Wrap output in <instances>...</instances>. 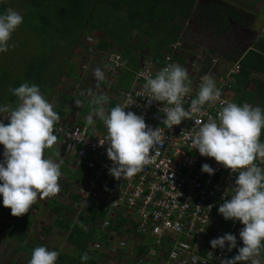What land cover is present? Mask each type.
<instances>
[{
  "label": "clouds",
  "instance_id": "1",
  "mask_svg": "<svg viewBox=\"0 0 264 264\" xmlns=\"http://www.w3.org/2000/svg\"><path fill=\"white\" fill-rule=\"evenodd\" d=\"M23 20V15L11 8L0 13V53L14 46L9 41ZM94 76L97 86L105 80V73L99 67L94 70ZM191 83L187 70L178 64L167 65L154 77L146 76L144 89L148 104L158 101L168 105L163 112L164 123L170 128L180 125L192 114L201 113L206 104L215 103L221 97L216 80L205 74L196 98L186 109L183 98L192 91ZM10 91L18 98V103L10 111L0 106V115L8 111L5 117L9 119L8 124L0 120V145L4 146L0 161V196L3 206L11 209V215L19 217L27 213L38 198L55 196L60 191V163L44 156V150L57 141L54 125L60 121V115L36 84L23 83ZM87 94L92 95L91 90ZM108 99L107 95L93 96L90 100L93 107L86 122L93 125L94 118L99 119L107 128L106 152L113 162L109 174L116 179L131 177L149 162L150 151L156 152L161 145V131L159 127L148 126L142 115L126 112L119 105L106 113L104 105ZM81 103L75 101L77 107ZM262 131L264 109L248 103L227 102L218 113V119L202 123L195 135L189 133L193 149L201 156L214 158L233 173L238 172L231 198L219 206L218 212L225 220L244 225L239 232L243 246L234 257L222 259L221 264H261L257 257L264 248V168L255 161L259 159L264 163ZM201 170L209 175L215 173L208 163H204ZM210 245L222 250L227 245L231 252L237 248V236L225 233L212 239ZM58 257L57 251L39 246L32 251L29 264H56ZM88 259L87 253L83 254L82 264Z\"/></svg>",
  "mask_w": 264,
  "mask_h": 264
},
{
  "label": "built area",
  "instance_id": "2",
  "mask_svg": "<svg viewBox=\"0 0 264 264\" xmlns=\"http://www.w3.org/2000/svg\"><path fill=\"white\" fill-rule=\"evenodd\" d=\"M178 46L179 43L170 46L171 50L164 54L161 65L155 64L152 57L138 65L130 88L120 91L118 96L117 105L124 107L126 112L142 115L148 126L159 127L161 131V145L156 152L150 151L149 162L141 171L120 179L109 174L113 162L107 157L109 145L106 142L107 128L103 122L101 125L93 123L89 127L77 123L54 126V134L58 138L53 147L72 165L88 171L84 180L76 182L69 192V198L76 195L81 201L91 200L106 210V218L100 225L97 224L100 230H109L120 215L126 219V224L121 228L122 233L141 242L144 237L150 238L151 245L144 247L149 264L158 261L161 264H221L227 245L223 250L213 249L210 241L225 233L233 234L237 227L242 226L239 221L231 220H226L230 224L228 231L219 226L225 219L219 214L218 208L231 198V188L235 186L238 172L233 173L214 158L201 156L198 150L193 149L189 133L195 135L202 123L218 119V113L227 102L239 105L245 103L236 100L233 89L241 70L240 62L218 66L217 57H209L200 51L189 63L185 53L177 50ZM178 56L186 57L184 63L177 59ZM115 58L108 64L112 71L126 64L120 55ZM169 64L184 67L192 82V91L183 98L186 109L191 100L196 98L205 74L216 80L222 93L215 103L206 104L201 113L192 114L189 119L171 128L164 123L163 109L168 105L158 101H152L149 105L144 89L146 76L151 74L154 77ZM4 107L10 111L8 106ZM7 115L8 111L0 115V120L5 124L9 123L5 117ZM255 162L264 168V163L259 159ZM204 163L215 169L213 175L202 172ZM124 239L114 242L110 237V242L114 247L123 248ZM208 246L210 249L202 255L201 250ZM92 249L107 252L99 242L92 244Z\"/></svg>",
  "mask_w": 264,
  "mask_h": 264
},
{
  "label": "trees",
  "instance_id": "3",
  "mask_svg": "<svg viewBox=\"0 0 264 264\" xmlns=\"http://www.w3.org/2000/svg\"><path fill=\"white\" fill-rule=\"evenodd\" d=\"M116 1H118L119 4H116ZM195 1L196 0H35L33 7L29 9L28 12L31 16L38 17V22L37 25L26 27L31 30L33 29L32 31H34L35 35L37 34L36 36H39V39L42 41L43 50L39 53V57H34V60H40L42 62L43 60H49V56H51L52 59L55 55L58 57L62 52H64L63 50L61 51V43L66 45V48L69 51L67 54L73 55L74 49L72 48L75 46L76 38L78 39L79 33H81L84 28L91 27L92 30L102 31V35L95 46L96 51L98 53L107 52L111 46V43L108 40H112L111 42L116 43V45L120 48V55H122L126 60V64H124L123 68L119 70V73L115 75L116 83L112 86V89L118 91L119 93L109 95L108 105L106 107L109 112L112 108L116 107L119 101L118 96H120V91L130 88L134 73L138 69L137 66L139 63L136 56H129V54L130 52L132 53V49L137 47L142 48L144 45L141 44V42H138L137 44H133L131 42V31L135 29L141 34L143 33L144 35H148V30L153 28L159 32L160 37L159 35L150 36L148 48L150 54H152V60L154 63L161 65L163 64L164 58L163 52L167 51V53H169L171 50L170 46L176 43L179 39L178 33L181 31L180 28L174 25L171 26L174 17L176 15L186 17ZM119 7L124 9L125 15H121L123 17H119V15L117 17V15L111 11L113 8L119 11ZM6 8V6L2 5V0H0V13H4ZM107 8H110V10H107ZM224 9V11H220V5L211 4L209 11L211 16L217 14L216 22L227 25L228 21L225 17L236 19V14L234 10L226 7H224ZM93 17L99 18L96 19V25ZM143 21H148L151 24L147 27H143ZM152 22L155 24H152ZM69 45L72 46V50L68 48ZM255 48L256 50H249L246 57L241 60V71L237 76V83L233 86V89L238 97L246 102H248L247 98L250 97V92L247 90L249 84L252 82L254 85H258L259 83V81L255 78L252 79V73L264 74V40L257 44ZM48 51H51V54H49ZM60 56L62 58V54ZM177 59L181 63H184L186 57L178 56ZM28 63L23 77H18L10 84H7V78L9 77L7 75L9 73H4L3 70L1 71L0 86L2 84H7V86L9 85V88H7L9 89V92L5 98L4 95L0 96V106H8L10 110L15 108L18 103V98L14 96L10 90L19 87L23 83L31 84V82L32 84L38 85L40 89H42V93H44L43 96H45V99L49 102L57 85L53 79L57 78V75L71 77L75 74L72 71L68 60L65 61L64 59L57 61L59 72L56 71L57 68L55 67V60H53L48 66V63H46V69L43 67L36 69L34 65L36 62L31 64ZM204 69L208 68L205 67ZM46 73L49 75L46 76ZM256 91L258 90H255V92ZM70 99V96L61 95V100L53 108V110L57 111L60 115V121L54 125L55 127L66 120V116L68 114L67 103ZM92 107L93 106L90 102L84 101L79 109L82 110L81 115L88 117ZM75 123L84 125L85 121L79 118ZM94 123L101 125L102 121L96 119L94 120ZM55 151L56 149L53 146L51 148H46L44 150V155L49 157L54 156ZM67 170L70 169L62 167V174H64ZM85 172L86 174L81 180H84L86 176H88V171L85 170ZM71 199V206L60 204L51 200L52 205L49 204L48 207L55 217V220L53 225L50 224L47 231L53 226L66 231L71 245H74V247L78 250V257H76V259L70 258V261L66 260V262L68 264H71L70 262L73 264H82L81 256L85 253H87L88 257L90 256L87 252L89 244L99 242L105 249L111 245L109 230L101 231L97 227V222H102L106 218L107 212L104 208L98 206L91 200L86 202L84 201L85 206L80 211L81 217L78 222H74L72 219L75 215L74 206L81 200V198L79 196L72 195ZM5 212L11 215V211ZM66 212L71 213L73 217L71 218L65 216ZM11 217L18 218L15 222L17 223L16 225H19L20 229L22 227L24 230L28 231L30 227L29 223L31 222V216L29 214L25 213L19 217L11 215ZM25 221L26 224H22ZM224 221L225 222H222L219 226L223 230L228 231L230 229V224L228 221ZM112 223L114 225L109 228L110 230L122 232L121 228L126 224V219L118 215ZM126 231L130 232V230ZM17 237L22 240L21 235ZM39 246L44 245L38 243L37 241H33L30 245H28L27 251L29 252V255H25L26 258L22 264H29L32 251ZM144 247L145 246L141 244L138 247L137 252H139V254H144ZM29 248H32V250H29ZM208 249H210V246L202 249L201 254L205 255ZM58 253L59 257L57 264H64L63 261H65V259L62 258L63 252ZM237 254L238 251L235 248L232 249L231 252L227 250L223 259L232 258ZM262 255H264L263 248L261 249L259 257ZM97 262L98 261L95 258L89 257L85 264H96ZM107 264L115 263L111 261ZM125 264H131L130 260H126ZM239 264H243V262H239Z\"/></svg>",
  "mask_w": 264,
  "mask_h": 264
},
{
  "label": "rangeland",
  "instance_id": "4",
  "mask_svg": "<svg viewBox=\"0 0 264 264\" xmlns=\"http://www.w3.org/2000/svg\"><path fill=\"white\" fill-rule=\"evenodd\" d=\"M14 1L15 4L13 6L14 10L19 12L23 15L24 20L23 23L17 28V30L12 34L11 39L9 43L11 45H14L13 47H10L9 50L5 53H0V75L1 71L3 70L4 73H9L11 77L7 78L8 83L10 84L13 81H15L18 77H23L25 73V68H27V63L30 62V60L34 57H39L40 53V41L37 43L35 42L36 35L35 33L30 34L29 28L26 26L32 27L33 25H37L38 17L31 16L29 14V9L33 7V3L35 0H3L2 5L6 6L7 2ZM205 1V0H203ZM205 3V2H203ZM116 4H119L118 1H116ZM199 7L201 5V2L196 3ZM195 4V5H196ZM194 5V6H195ZM120 8V7H119ZM99 9V8H98ZM97 9V10H98ZM107 10H110V8H107ZM115 8L111 9L112 12H114L117 17L121 15H125L124 9L120 8V10H116ZM119 12V14H118ZM123 17V16H121ZM95 19V25H96V19H99L98 17H93ZM198 18L194 16L193 14L189 13L186 17H181L179 15L175 16L171 26H177L180 28V32L178 33L179 39L176 43H179L180 46H178L177 50H182L183 52L187 53L188 62L190 63L194 57L200 52L208 50L204 48L203 46H207L208 44H216L221 43V40L224 36L228 35L229 33H221L220 35H216L214 32L215 30L210 29V26L204 27L202 23L200 25V29L196 30V23ZM243 21H245V18L243 17ZM264 21V20H263ZM139 22V21H138ZM136 22V23H138ZM143 27H147L151 23L148 21H143ZM139 24V23H138ZM152 24H155L152 22ZM206 28V32H205ZM204 31H203V30ZM148 35L141 34L140 32H137L135 29H133L130 33V39L133 44H137L138 42H141L144 46L142 48H134L132 49V53L130 52L129 56H136V59L138 60V65L144 64V61H148L151 59L152 54L149 52L148 44L150 42V36L155 35L158 36L159 32L154 30L153 28H150L148 30ZM203 31V32H202ZM208 32L211 33V35H208ZM30 35V36H29ZM102 35V31L100 30H92L91 27L84 28V30L79 33L78 39L76 38L75 46H73L72 49H74L73 55L67 54L69 51L66 48V45L64 43H61V51L62 52V58L66 61L68 60L69 65L72 69V71L75 73L74 76L71 77H64V76H56L57 78H54L53 80L57 84L54 93L52 94V101L51 104L53 108L59 103L61 100V95H67L70 96V100L67 103V116L66 120L61 122V124H73L76 122L77 119H82L85 121V126L89 127L86 120L87 117L81 115L82 110H79L83 104L84 101L90 102V100L95 95H109L113 92L114 94H118L119 92L112 89V86L116 83V77L119 73V70L112 71L109 69L108 64L111 61H114L116 58V55H120V48L116 45V43L111 42L112 40H108L111 43V46L109 47L107 52L98 53L95 49V46L97 44V41ZM32 38L30 39V37ZM65 37V36H64ZM160 37V35H159ZM227 38V37H224ZM246 38V36H245ZM247 39V38H246ZM153 40V39H152ZM151 40V41H152ZM249 41H247L248 43ZM245 44L243 46H239V48H232V47H225L227 54L224 51H218L213 50V53L216 52L219 55H224L226 57H233L236 58L241 52L243 47H247L248 44ZM230 45V43L228 44ZM72 46H68L69 49H71ZM71 49V50H72ZM70 50V51H71ZM129 52V51H128ZM197 52V53H196ZM220 52V53H219ZM164 54L167 53V51L163 52ZM60 54V55H61ZM215 54V53H214ZM55 55L56 61H61V56ZM123 57L122 55H120ZM124 58V57H123ZM58 66V64H56ZM99 67L101 68L105 73V80L103 82H99L96 80L94 76V70ZM57 72H59L58 68L56 69ZM8 74V75H9ZM9 79V80H8ZM6 85L0 86V96L4 93V98L7 96L9 92V88ZM254 87L251 86L250 89ZM258 91L250 92V97L247 98V103L252 106H259L262 109H264V81L259 80L258 83ZM7 89V90H6ZM91 90L92 95H88L87 91ZM81 92H84L85 95H81ZM45 97V96H44ZM80 100L82 101L81 105L79 107L76 106L75 101ZM108 102L104 105L106 113ZM80 111V112H79ZM94 120H96L94 118ZM264 142V140H263ZM58 156L54 161L58 162L62 159V156L60 154H57ZM62 161V160H61ZM72 169H75V167H72ZM72 169L67 170L64 173L65 177V183L68 187V189L71 191L74 187L75 182H79L82 178H84L86 172L85 168L79 167L76 171H73ZM62 171V170H61ZM60 180V179H59ZM60 186V191L55 196H49L45 198H38L34 205L31 206L29 211L26 214H29L31 216V224L29 233L28 231L24 230V228H19V225L14 224V226H10L11 222L5 221V223L0 219V224L2 227H0L1 234L0 235V264H22L25 261V255L28 254V245H30L33 241H37L38 243L44 245L49 250H55L57 252H63L62 258L65 259L64 264H68L66 260L70 261L69 259H76L78 257V250L76 247L71 246L69 242L67 241V232H64L63 230H60L59 228H56V226H53L50 230L47 231L48 227L53 225V221L55 220V217L53 216L52 212L47 208V203L49 200L53 198H59L61 200L69 201V192L66 194L63 193L62 188L64 187V182L58 181ZM50 205H52L50 203ZM68 215H71L70 217H73L71 213H68ZM67 216V215H66ZM81 215L76 214L73 217L74 222H78ZM18 218H14V222H16ZM33 221V224H32ZM22 224H26V221ZM10 229V230H9ZM22 240L18 239L17 236H20ZM8 236L10 240H6ZM111 237L113 238V241H118V234H111ZM4 238V239H2ZM126 238V237H124ZM124 238H120V240H123ZM128 239V240H127ZM125 240L123 249L120 251L118 249V246L111 248L110 246L104 251H107L108 258L107 261H112L115 264H125L126 259L129 258H138L139 254L137 253L136 246H137V238H132L130 236L127 237ZM241 241V240H240ZM242 242V241H241ZM151 240L149 237H144V240L142 244L144 246L151 245ZM243 246V243L240 245ZM26 250V252H25ZM29 250H32V248H29ZM101 252H103L101 249H99ZM97 250L96 252H98ZM93 253V252H91ZM147 255V254H144ZM106 259V260H107ZM159 262V261H158ZM157 262V263H158ZM73 264L72 262H70ZM106 263V264H107ZM57 264V262H56ZM103 264V263H99ZM145 264V263H142Z\"/></svg>",
  "mask_w": 264,
  "mask_h": 264
},
{
  "label": "flooded vegetation",
  "instance_id": "5",
  "mask_svg": "<svg viewBox=\"0 0 264 264\" xmlns=\"http://www.w3.org/2000/svg\"><path fill=\"white\" fill-rule=\"evenodd\" d=\"M198 1L201 2V5L199 7L196 4ZM211 4L220 5V11H224V7L234 10L236 14V19H233L231 17H225L228 21L227 25H223L221 23L216 22L217 14H215L214 16L210 15L211 13L209 10ZM189 13L193 14L194 16H196V18H198V23H196L197 31L200 29L199 27L201 24L199 23H202L204 27L210 26V29L215 30L214 32H216V35H220L224 31L225 33H229L228 35L224 36L227 38H222V42L218 43L217 47H222L223 49L226 46L232 48H239V46L245 45L247 41H249L247 44L250 43L256 47L257 44L264 40V27L259 24L260 19L264 18V0H196L192 5L190 11L188 12V15ZM243 17L245 18V21H243ZM208 35H211V33L208 32ZM245 36L247 39L245 38ZM229 43L230 45H228ZM205 52L206 55L209 57L218 56L215 52L214 54L213 50L211 49L205 50ZM228 58L230 57L228 56ZM217 59L219 64L223 63L220 58ZM257 78V80H261L263 79V76L259 75L257 76ZM2 149L4 152V146Z\"/></svg>",
  "mask_w": 264,
  "mask_h": 264
},
{
  "label": "crops",
  "instance_id": "6",
  "mask_svg": "<svg viewBox=\"0 0 264 264\" xmlns=\"http://www.w3.org/2000/svg\"><path fill=\"white\" fill-rule=\"evenodd\" d=\"M4 2H5V0H4ZM2 3H3V0H2ZM14 4H15V2L14 1H12V2H7V5H6V10L7 9H9V8H11V9H14L13 8V6H14ZM263 28V27H262ZM33 30V29H32ZM31 29H29L28 31H29V33L30 34H33L34 33V31H32ZM37 35V34H36ZM261 35H263V34H261ZM30 36V35H29ZM32 38V36L30 37V39ZM260 39V38H259ZM40 41V47H39V49H40V52L43 50V45H42V41L39 39V36H36V38H35V42H39ZM221 42H222V40H221ZM48 43H49V41H48ZM50 43H51V41H50ZM219 43V42H218ZM218 43H216L215 45L214 44H208L207 46H203L204 48H206V49H208V50H217L218 51V49H219V51L221 52V51H224L225 53H226V49L224 48H222V47H217V45H218ZM50 45V44H49ZM245 48H248L247 50H244ZM243 47V49H242V52L236 57V58H233V57H230V58H228V57H224L222 54L221 55H219V54H217L216 52V54L218 55V56H215V57H217V58H220L222 61H223V63H220V65H218V66H226V65H232L233 63H235V62H237V61H239V62H241V60H243L245 57H246V55H247V52L249 51V50H256V48H255V46H253V44H248L247 45V47ZM205 52V51H204ZM219 52V53H220ZM48 53L49 54H51V51H48ZM185 53V52H184ZM206 53V52H205ZM185 55H187V53H185ZM212 57H214V56H212ZM35 58H32L31 60H30V64L31 63H34V62H36L34 65H35V67H36V69H39L40 67H43L44 69H46L47 68V66L48 65H50L51 63H52V61L53 60H55V57H53V59L51 58V56H49L48 57V59L49 60H43L42 62L40 61V60H38V61H35L34 60ZM61 59H63V58H61ZM51 61V62H50ZM56 61V60H55ZM28 63V64H29ZM46 63H48L47 64V66H45L46 65ZM40 64V65H39ZM56 64H57V61H56V63H55V67L56 68H58V66H56ZM240 65H241V63H240ZM241 71V70H240ZM45 73V72H44ZM46 76H48L49 74L48 73H46L45 74ZM263 76V79H261V81H264V74H255L254 72L252 73V79H258L257 78V76ZM7 76H9V77H11V75L9 74V75H7ZM18 81V80H17ZM259 81V80H258ZM34 83V82H33ZM30 84V83H29ZM31 84H32V82H31ZM30 84V85H31ZM20 85V84H19ZM251 86H254V87H252L251 89H250V87ZM258 89H260L259 87H258V85H254V83H252L251 82V84H249V86H248V88H247V90L249 91V92H252V91H255V90H258ZM41 92H42V89H41ZM5 93V92H4ZM4 93L2 94V95H4ZM42 94H44V93H42ZM111 94H113V92L111 93ZM52 98H50V100H49V102L50 101H52L51 100ZM236 100L237 101H241V102H245V103H247L246 101H243L241 98H239L238 97V95L236 94ZM51 103V102H50ZM262 138V142H263V140H264V131H263V137H261ZM3 145H0V161H2L3 160ZM57 154H58V152H57ZM45 156V155H44ZM62 156V155H61ZM46 158H51L52 160H54V159H56L58 156L56 155V151H55V155L54 156H51V157H49V156H45ZM62 160V161H61ZM60 161H59V163H60V170H62V167L63 168H67V169H72V167H75L74 165H72L71 163H70V160H68L67 158H65V157H63L62 156V159H61ZM73 171H76L77 170V167H75V169H72ZM62 173V172H61ZM63 181L64 182V184H63V188H62V191H63V193L64 194H66L67 192H70V190H66V189H68V187H67V185H66V183H65V177H64V174H62L61 175V177H60V180L59 181ZM75 184H76V182H75ZM74 184V185H75ZM66 195H68V194H66ZM51 200H54V201H56L57 203H60V204H64V205H67V206H71L72 205V199L70 198L69 199V201H65V200H61V199H59V198H53V199H51ZM51 200H49V202L47 203V208L49 209V207H48V205L51 203ZM86 202V201H85ZM84 201H79L74 207V213H75V215L76 214H79L80 213V211L82 210V208L85 206L84 205V203H85ZM50 210V209H49ZM5 211H11V209L10 208H7V207H4L3 206V203H2V196H0V217H1V219H2V221L5 223V221H9V222H11V224H10V226H14V224H15V222H14V217H11V215L10 214H8L7 212H5ZM51 211V210H50ZM68 213L69 212H66V214H65V216L67 215V217H70L71 215H68ZM74 215V216H75ZM72 218V217H71ZM73 219V218H72ZM74 220V219H73ZM53 223H54V221H53ZM32 224H33V221H32ZM97 224H99L100 225V222H97ZM99 225L97 226L98 228H99ZM30 226H31V224H30ZM244 226L242 225V226H239V227H237L236 229H235V231H234V233L233 234H235L236 236H237V248H235L237 251H238V248L239 247H241L240 245H241V241H240V238H239V232H240V230L243 228ZM60 230H62L61 228H59ZM10 230V229H9ZM30 230V227H29V229H28V231ZM64 231V230H63ZM101 231H103V230H101ZM109 231L111 232V234H118V240L122 237V236H124V237H128V236H130L129 234H126V233H122L121 231L120 232H117V231H113V230H110L109 229ZM64 232H66V231H64ZM111 234H109V237H111ZM0 235H2L1 234V230H0ZM7 237V239L6 240H10V238L8 237V236H6ZM131 237V236H130ZM112 238V237H111ZM2 239H4V238H2ZM113 239V238H112ZM138 240V239H137ZM67 241L69 242V244L71 245V242L69 241V239H68V233H67ZM113 241V240H112ZM139 241V242H138ZM137 242V246H136V250L138 251V247L142 244V242L140 241V240H138ZM114 242H116V241H114ZM141 242V243H140ZM94 243H96V242H94ZM93 243V244H94ZM72 246V245H71ZM111 246H113V243H112V245H110V247ZM120 251L123 249V248H118ZM145 250V249H144ZM263 250H264V248H263ZM87 252L89 253V257H91V258H95L98 262L96 263V264H99V263H103V264H106L107 263V261L109 260V259H107L108 257V254H107V252H96V251H94L93 249H92V244H89V247H88V249H87ZM91 252H93V253H91ZM138 254H139V252H137ZM144 254H146V251H145V253ZM144 254H139V257L138 258H129V259H126V260H130V263L131 264H142V263H145V264H149L150 263V261L149 260H147V255H144ZM107 259V260H106ZM257 259H259L260 261H261V264H264V255H262L261 257H257ZM139 260H142V262H139ZM111 262V261H110ZM126 262V261H125ZM109 263V262H108ZM155 264H161V263H155ZM248 264H250V262H248Z\"/></svg>",
  "mask_w": 264,
  "mask_h": 264
},
{
  "label": "water",
  "instance_id": "7",
  "mask_svg": "<svg viewBox=\"0 0 264 264\" xmlns=\"http://www.w3.org/2000/svg\"><path fill=\"white\" fill-rule=\"evenodd\" d=\"M263 20H264V18H261L259 24L262 25V26L264 27V21H263ZM247 49H248V48H245L244 50H247Z\"/></svg>",
  "mask_w": 264,
  "mask_h": 264
}]
</instances>
